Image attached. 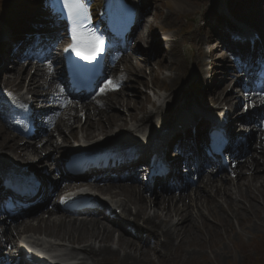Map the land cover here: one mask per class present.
Returning <instances> with one entry per match:
<instances>
[{"label":"bare ground","instance_id":"6f19581e","mask_svg":"<svg viewBox=\"0 0 264 264\" xmlns=\"http://www.w3.org/2000/svg\"><path fill=\"white\" fill-rule=\"evenodd\" d=\"M165 1L169 11L166 14L156 13L155 17L166 28L174 29L182 20L177 18L176 13H180L185 8L186 3L185 0ZM188 1L197 6H204L206 2V0ZM100 2L101 5H104L103 0H96V4ZM95 6L99 7L100 4ZM42 7V0H0V15L4 11L6 13L7 8H10V12L13 10L18 16L21 15L19 11H22L25 15H21L23 17L19 19L27 22L32 21L26 25L28 28L30 24L44 17ZM97 12H100L99 8ZM183 15L188 17L190 14ZM0 19L3 20L4 16H0ZM15 27L10 24L2 25L0 21V35L2 31L11 33ZM147 40H150L149 35H147ZM7 42L8 44L14 43V36H8ZM191 48L194 49L195 46L192 45ZM153 51L158 54V50ZM211 56L216 59L213 53ZM162 57H165V53ZM142 61L141 66L143 68L137 66L138 64L129 67L130 83H135L137 87L142 86L152 94L145 92L138 96L137 92L139 91H136L130 100L127 95H122L117 98L116 103L111 102L109 109L106 108V104L103 105L102 108L105 107L106 109L104 112H102V108H96L93 117L86 113L83 122L82 120L77 121L68 128L58 126L57 132L64 137L65 141L59 148H54L53 140L48 137L41 147H35V145L26 142L20 144L16 136L10 135L0 126V161L15 169L20 168V166L36 169L38 164H41L44 154L49 160L55 156V161L56 155L64 157L69 154L65 150L71 151L70 154H77L83 150L94 151L103 148L105 144L114 143L116 146L120 143H129L134 137L139 140V137L146 134L142 127L150 122L152 125L155 122L153 120L164 113V104L170 99L173 90L177 89L182 78L186 75L187 65L182 60L177 44L174 45V49L166 59L158 58V71H145L149 68H147L146 59ZM205 64L204 61H197L201 70L206 68ZM6 69L8 70V68ZM137 69L140 70V80H138L139 76L136 73ZM11 71L14 75L11 82L7 81V83L17 89L21 88L22 93L37 95L39 90L46 86L44 79L41 81L43 75L40 76V79H36L33 76L29 77L26 73L22 74L23 68L13 67ZM132 91L135 90L132 89ZM182 92H187L185 87L182 88ZM207 94L214 100V95H210V91H207ZM16 97L21 99L20 95ZM187 97V94L183 96L185 104L189 102ZM237 100L240 99L236 98L235 101ZM34 102L36 103V100ZM215 103L217 105L228 104V100L221 92L215 98ZM231 106V117H237L236 109L239 104L236 103ZM117 107L124 109L125 113L121 114L123 118H118L119 115L114 113V109ZM114 144L113 147L115 148ZM68 145L69 147H67ZM155 153L160 155L158 150ZM16 160L18 161L14 162ZM59 167L58 162H54L52 165L54 172L60 171ZM260 168L262 167L255 163L248 170L251 172L250 175H253L245 176L244 173H241L239 181L232 186H214L216 191L214 196L211 193L201 195L200 192L204 193V191H199L192 204L183 207H170L164 202L161 204L153 203L152 208V205L147 204L133 189L96 191L112 195L115 198H124L125 201L117 199L118 202L113 206L121 209V217L125 222L132 225L137 235L143 232L157 241H161L162 253L158 249H150V242L142 237L137 236L134 240L127 241L121 230L114 227L115 222L110 225H102L54 216L38 219L33 223H25L21 228L15 229L8 235V245L23 255V249L19 244L25 245L27 243L35 248L45 247V239L48 238L51 239L48 249L57 250L59 253L56 255L71 264H192V261L189 262L191 258L187 248L191 247L203 251L207 245L212 250L214 248L212 238L207 239V236L221 234L220 230L223 225L225 231L229 226H232L236 231H242L244 223H247L251 217L254 219L255 222L253 223L257 228H263L264 168L263 170ZM206 195L213 197L211 202L204 206V203L208 201L205 198ZM150 212L154 213L151 215ZM21 232H36L43 239L40 237L39 239L21 238ZM258 235H261V232H258ZM259 237L264 239V236ZM155 256L156 258L153 260ZM207 263L209 264L208 261H205V264Z\"/></svg>","mask_w":264,"mask_h":264},{"label":"rangeland","instance_id":"374dc122","mask_svg":"<svg viewBox=\"0 0 264 264\" xmlns=\"http://www.w3.org/2000/svg\"><path fill=\"white\" fill-rule=\"evenodd\" d=\"M151 1H152V3L154 1L157 2L156 3L157 9L155 10L156 13L166 14L167 11H169L167 8L165 0H151ZM185 1L187 2L185 8L182 11H180V13H176L177 18L182 19V20L178 25H176V28L171 29V32H170L172 37H175V38L177 36H181L182 34L185 33V30H184L185 26L182 27V25L184 24V21L186 19H188L193 14L192 10H197L195 8L196 6H189V5H192L193 3H191L188 0H185ZM209 1H211V0H206L207 3ZM187 6H189V7H187ZM182 13L183 14L189 13L190 15L188 17H186ZM150 20L152 22V20H154V19H150ZM153 25H157L156 20H155ZM157 27H159L160 29L166 28L165 25H163L161 23H158ZM153 32H155L154 29H153ZM150 33H151V30H150ZM177 33H178V35H177ZM168 35H169V33H168ZM137 64H138L137 66L143 68L141 66L140 61ZM131 65L132 64L129 61L128 62L124 61L120 64V66H121L120 69H121V71H124L125 68H129ZM133 65H136V63H133ZM154 70L156 71V67H154ZM139 72H140V70L137 69L136 73H138V76H139L138 80H140V78H141V76L139 75ZM131 88L129 87V84H127V88L123 92L126 95L130 94L129 95L130 98L127 96V98H129V100L132 98L134 92H136V91H134L131 93L130 92ZM136 88H137V85L134 87V89H136ZM129 89H130V91H129ZM138 89H143V88L140 86V87H138ZM14 91L19 93V91H17V89ZM139 96H141V95H139ZM116 102H117V100H116ZM237 110L238 109H236V112H237ZM114 113L119 115L118 118H123V116H121V114L125 113V111L123 108L117 107V109H114ZM52 140L54 141L55 139L52 138ZM73 144H75V143H73ZM67 147H69V145ZM55 155H56V153H55ZM259 157H262V154H259ZM17 161L18 160L14 161V162H17ZM47 163L49 166L47 165ZM50 165H51L50 160L47 158V155L44 154L43 159H41V164H38V166H37L38 168L37 167L36 168L38 170H43V169L49 168ZM260 169L263 170V167ZM248 170L249 169H245L244 171H242V173L247 175ZM260 174H263V172H260ZM153 213L154 212H150L151 215ZM244 215L247 216L246 213H244ZM253 222H255L254 219H252L250 217L248 219V222L244 223L242 231H236L232 228V226H229L225 231L223 229L224 228V225H223L222 226L223 228H221V230H220L221 234H214V235L211 234V235L207 236V239L212 238V243L214 246V248L212 250H210L209 246H207V245H205V247H204L205 250H203V251H201L199 249L191 248V247L187 248L188 253L190 254L189 257L191 258V259H189V262L192 261V264H205V261H208L209 264H264V239H261L259 237V236H264V225H263V228L260 229V228H257ZM258 232H261V235H258ZM155 258H156V256L153 257V260H155Z\"/></svg>","mask_w":264,"mask_h":264},{"label":"snow or ice","instance_id":"6c2138e0","mask_svg":"<svg viewBox=\"0 0 264 264\" xmlns=\"http://www.w3.org/2000/svg\"><path fill=\"white\" fill-rule=\"evenodd\" d=\"M63 7L67 12V18L76 25L73 34L74 43L69 45V48L77 55H81L83 59H95V56L103 51V41L94 32L85 28V23L88 20L86 0H63ZM77 31L81 32L80 46L87 49L83 53L77 50V44L75 43L77 40L75 33ZM68 50L65 49V51Z\"/></svg>","mask_w":264,"mask_h":264}]
</instances>
